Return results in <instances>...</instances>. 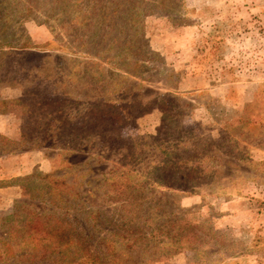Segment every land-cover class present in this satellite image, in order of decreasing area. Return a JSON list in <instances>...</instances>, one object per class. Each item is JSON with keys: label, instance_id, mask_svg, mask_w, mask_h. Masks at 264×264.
Returning <instances> with one entry per match:
<instances>
[{"label": "rangeland", "instance_id": "1", "mask_svg": "<svg viewBox=\"0 0 264 264\" xmlns=\"http://www.w3.org/2000/svg\"><path fill=\"white\" fill-rule=\"evenodd\" d=\"M4 25L0 219L55 194L111 215L106 173L214 235L150 264H264V0H0ZM174 166L185 190L154 193Z\"/></svg>", "mask_w": 264, "mask_h": 264}, {"label": "trees", "instance_id": "2", "mask_svg": "<svg viewBox=\"0 0 264 264\" xmlns=\"http://www.w3.org/2000/svg\"><path fill=\"white\" fill-rule=\"evenodd\" d=\"M106 10L102 8L100 12ZM7 28V25L0 28V36L6 34ZM96 37L100 38L99 31H96ZM26 46L27 43L19 49L26 50ZM5 47L14 49L11 42ZM119 57H108V60L123 64L126 59ZM0 144L16 145L2 135ZM165 154L166 158L170 157L169 152L165 151ZM176 166L172 171L158 169L161 172L154 181V193L162 187L185 190L178 181L185 178L191 181L188 168ZM104 176L109 186L106 198L116 205L111 215H106L100 208L79 211L85 213L84 217L72 215L73 201L61 199L57 194L46 201L53 210L40 212L31 202H19L10 215L0 219V264H150L185 250L194 251L208 237L214 239L211 232H200L199 225L180 217L185 212L180 205L166 209L164 205L174 204V201H166L164 194L159 198L154 196L147 204L137 196L143 192V185L134 188V184L122 183L116 178L111 182L106 173ZM176 176L181 178L170 183L177 180L174 179Z\"/></svg>", "mask_w": 264, "mask_h": 264}]
</instances>
